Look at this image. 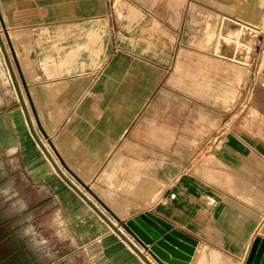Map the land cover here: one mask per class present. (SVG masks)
I'll return each instance as SVG.
<instances>
[{"label":"crops","instance_id":"1","mask_svg":"<svg viewBox=\"0 0 264 264\" xmlns=\"http://www.w3.org/2000/svg\"><path fill=\"white\" fill-rule=\"evenodd\" d=\"M0 4L5 41L33 63L25 88L0 91V165L16 196L51 204L96 264L160 263L84 191L106 192L122 220L144 214L149 237L181 232L188 264H243L264 238V0ZM228 21L257 29L249 55L215 50ZM0 47L8 59L2 34Z\"/></svg>","mask_w":264,"mask_h":264},{"label":"rangeland","instance_id":"2","mask_svg":"<svg viewBox=\"0 0 264 264\" xmlns=\"http://www.w3.org/2000/svg\"><path fill=\"white\" fill-rule=\"evenodd\" d=\"M0 15L6 20L7 12L0 9ZM241 33L243 32L239 30V26H237L235 21L232 22V25L228 21L226 27H221L220 32L216 34L215 50H218L220 41H224L228 46L240 47ZM0 34H2L3 47L8 56V59L3 56L2 48L0 47V91L2 89L3 91L11 89L14 85L13 79L16 80L22 90V80L17 65L12 57L8 43L3 37L1 28ZM247 42L250 43L249 38L246 40ZM12 45L25 81H32V77L28 76L27 72L29 67H33V63H28L27 58L20 57L21 55H26L27 45L19 42H12ZM247 48L249 49V46ZM10 69H12L13 76ZM82 190L84 191V189ZM84 192L97 208L95 209V207L90 205V211L93 214L102 219L104 217L108 218L120 231L126 233L112 214L98 200L87 191ZM96 192L100 194L108 207L112 208L120 217L129 214L128 209L123 212V208H116V206H119L118 203L108 202L106 192ZM16 195V189L12 191L10 186L9 166L0 165V264L98 263L97 253L76 248L77 243L73 235L69 233L66 221L59 217L55 208H49L51 204L27 203L23 201L25 198L21 194L18 197ZM65 232L67 233L65 234Z\"/></svg>","mask_w":264,"mask_h":264},{"label":"water","instance_id":"3","mask_svg":"<svg viewBox=\"0 0 264 264\" xmlns=\"http://www.w3.org/2000/svg\"><path fill=\"white\" fill-rule=\"evenodd\" d=\"M0 21L2 22V17L0 15ZM6 38L7 32L5 31ZM8 45L12 52V56L16 65H18L15 53L13 51L12 44L8 41ZM22 84L25 88V80L20 73ZM26 90V89H25ZM93 194V193H92ZM93 196L102 204V206L112 214L115 220L120 224V226L129 233L139 244H141L148 253L160 264H188L190 255L192 254V247L187 248L184 244L180 242L181 239H188L181 232L170 229L168 232L163 234V238L156 239V235L149 237L146 234V228L143 225L144 214H139L131 219L122 220L120 219L102 200H100L96 195ZM93 205V204H92ZM93 207H95L93 205ZM95 209H97L95 207ZM100 212V211H99ZM106 222L116 231L121 238L128 241L124 236L123 232L120 231L108 218L104 217ZM191 242L195 244V241ZM171 245H175L176 250L172 248ZM139 252V251H138ZM139 254L143 256L140 252ZM144 260L146 258L143 256ZM243 264H264V238L261 236H256L251 244L249 252L244 260Z\"/></svg>","mask_w":264,"mask_h":264},{"label":"built area","instance_id":"4","mask_svg":"<svg viewBox=\"0 0 264 264\" xmlns=\"http://www.w3.org/2000/svg\"><path fill=\"white\" fill-rule=\"evenodd\" d=\"M237 26H239V30H241L243 33H241L240 40H239L241 45H240V47L236 46V50L238 48H242L243 49L242 51L245 52L243 54V56L249 55L251 44L249 42H247L248 43V45H247L246 40H248V38H250L251 35H254L256 32L255 30H257V29L251 25H244V24L239 25V24H237ZM242 38H244V42H242L243 41ZM247 46H249V49L247 48Z\"/></svg>","mask_w":264,"mask_h":264}]
</instances>
